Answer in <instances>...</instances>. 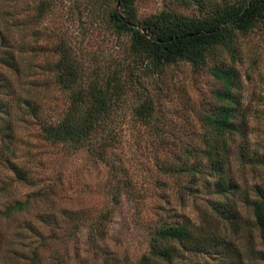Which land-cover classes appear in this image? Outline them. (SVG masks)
Here are the masks:
<instances>
[{
  "label": "rangeland",
  "instance_id": "rangeland-1",
  "mask_svg": "<svg viewBox=\"0 0 264 264\" xmlns=\"http://www.w3.org/2000/svg\"><path fill=\"white\" fill-rule=\"evenodd\" d=\"M42 1L0 0V58L12 50L24 67L18 72L0 59V77L11 88L0 91L10 107L0 110V264H138L166 221L199 226L196 233L204 223L232 242L242 264L264 262V230L253 211L264 199V22L234 32L229 46L210 51L204 62L155 65L130 50L129 33L110 25L118 1L47 0L45 12ZM202 1L133 0L137 19L163 12L200 19L214 5L244 2ZM60 45L81 62L84 90L121 75L122 95L103 114L93 146L54 141L44 130L71 110L55 69ZM216 67L236 75L235 122L243 133L230 139L227 173L238 188V231L219 226L212 211L222 199L211 187L216 179L192 169L208 164L207 116L225 103ZM146 99L153 106L147 119L137 113ZM26 201L25 210L5 214ZM176 249L173 264H221V255L179 243Z\"/></svg>",
  "mask_w": 264,
  "mask_h": 264
},
{
  "label": "trees",
  "instance_id": "trees-1",
  "mask_svg": "<svg viewBox=\"0 0 264 264\" xmlns=\"http://www.w3.org/2000/svg\"><path fill=\"white\" fill-rule=\"evenodd\" d=\"M116 1L120 5L109 13L110 25L118 33H129L130 50L155 65L176 63L179 60L191 61L194 64L204 62L210 51L221 46H229L231 41L228 38L234 32H247L258 23L264 22V0L214 5L211 14L200 19L166 12L137 19L133 0ZM48 5L47 0H43L41 10L45 12ZM59 47L62 54L55 64V69L58 73V83L70 91L71 110L59 123L44 126L46 136L54 141L75 145L86 143L93 146L94 141H91V138L95 131L102 127L103 114L110 111L111 103L122 95L123 87L119 82L121 75L114 72L106 80L103 79L105 83L98 82L97 79L88 90H84L82 88L84 69L81 62L67 47L62 45ZM3 54L1 62L15 71L23 70L24 67L19 61L21 56L18 60L17 55L8 49H4ZM97 68H94V73L100 78L98 72L101 73L102 69ZM213 72L223 81L224 88L218 97L225 103L216 109L215 114L207 116L213 131V138L205 147L208 164L201 162L200 166H193L192 169L196 177L197 172L198 174L207 172L210 177L216 179L211 187L222 199L211 204L212 211L217 216L219 226L227 223L229 229L238 231L241 221V212L235 199L238 188L227 173L231 153L230 139L235 132L243 133L241 123L235 122L237 96L232 89L236 86V75L230 68L225 67H216ZM5 84L0 77V91ZM6 87L11 89L9 85ZM3 107L10 108L6 101L0 99V110H3ZM152 107L146 99L137 107V113L147 119L152 114ZM15 170L19 175L24 173L19 168L15 167ZM27 201L16 202L5 214L9 215L13 210H25L28 206ZM253 209L256 223L264 230V199L255 201ZM198 227L187 222H163L151 236L149 252L143 255L138 264H153L156 260L173 264L178 257L176 243L187 250L221 255V264H228L227 261L233 263L235 254V264L243 263L240 252L233 251L235 248L232 247V242H228L227 245L225 236L206 228L204 223L196 233ZM104 264L110 263L106 260ZM250 264H255V261Z\"/></svg>",
  "mask_w": 264,
  "mask_h": 264
}]
</instances>
